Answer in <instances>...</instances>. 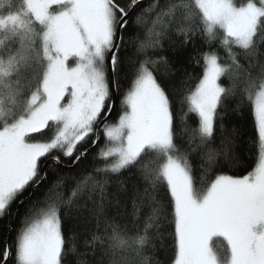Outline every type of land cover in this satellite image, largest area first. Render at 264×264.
Wrapping results in <instances>:
<instances>
[{
	"label": "snow or ice",
	"instance_id": "6c2138e0",
	"mask_svg": "<svg viewBox=\"0 0 264 264\" xmlns=\"http://www.w3.org/2000/svg\"><path fill=\"white\" fill-rule=\"evenodd\" d=\"M0 223V264H264V0H0Z\"/></svg>",
	"mask_w": 264,
	"mask_h": 264
},
{
	"label": "trees",
	"instance_id": "16d2710c",
	"mask_svg": "<svg viewBox=\"0 0 264 264\" xmlns=\"http://www.w3.org/2000/svg\"><path fill=\"white\" fill-rule=\"evenodd\" d=\"M153 2V0H149L145 2V6H147L148 3ZM141 35H143V32H141ZM199 40L195 42V48L196 50H193V47H188V49L183 52L180 56L172 55L170 51H166L165 54L168 55L170 63H172L175 66L176 69V75L175 79L177 81H184L187 78L185 77L184 73L185 70H187L188 73H192L193 75L198 74L201 69L196 68L194 71V65L193 62L189 59V57L194 56L199 51ZM168 45L167 42H165V48L167 49ZM129 54H131V50L129 51ZM193 65V66H190ZM178 87L182 85H177ZM226 125V131H225V138L230 139L231 143L227 145L228 150V156L225 157L224 155H221L218 162V167L222 168L225 172L228 174H235V175H242L245 174L247 170H250L254 159L257 154V148L254 144V141L256 140V133L254 129V119L248 109L244 110H238L235 112V114H230L228 118L225 120ZM195 126V125H193ZM234 130V131H233ZM215 148H222L220 144V137H217L216 142L212 145ZM95 156V152L92 153L88 157L87 160L84 161V163L80 166L81 169L87 168L89 171L91 170L90 161L93 160V157ZM80 169L76 170L77 174L79 173ZM123 179V177H121ZM73 185H69V187H72ZM109 193L116 192V185L115 183L111 184L108 188ZM121 199H124L121 197ZM116 208L110 207L108 210L109 216H115L116 215ZM123 212L124 209H121ZM131 212V205L129 204L127 208V213ZM125 214L123 219H119V223L122 225L128 224L129 228H131L130 223V217ZM103 225H101V230H103ZM4 232L2 231V223H0V239L3 238ZM171 237L167 238L166 241V248L165 250L160 253L162 258H167L173 255V250L171 247ZM105 264H107V260L105 261Z\"/></svg>",
	"mask_w": 264,
	"mask_h": 264
},
{
	"label": "water",
	"instance_id": "95a60500",
	"mask_svg": "<svg viewBox=\"0 0 264 264\" xmlns=\"http://www.w3.org/2000/svg\"><path fill=\"white\" fill-rule=\"evenodd\" d=\"M147 1H149V0H145V2H147Z\"/></svg>",
	"mask_w": 264,
	"mask_h": 264
}]
</instances>
